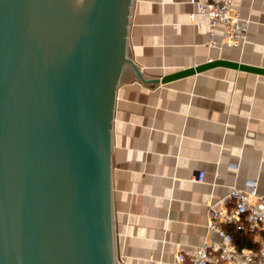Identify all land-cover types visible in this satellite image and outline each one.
Segmentation results:
<instances>
[{
  "label": "water",
  "instance_id": "95a60500",
  "mask_svg": "<svg viewBox=\"0 0 264 264\" xmlns=\"http://www.w3.org/2000/svg\"><path fill=\"white\" fill-rule=\"evenodd\" d=\"M133 0H0V264H118L112 200L116 88L161 77L129 52Z\"/></svg>",
  "mask_w": 264,
  "mask_h": 264
},
{
  "label": "crops",
  "instance_id": "0c3cea01",
  "mask_svg": "<svg viewBox=\"0 0 264 264\" xmlns=\"http://www.w3.org/2000/svg\"><path fill=\"white\" fill-rule=\"evenodd\" d=\"M236 8L249 19L246 39L219 47L208 43L205 14L196 13L201 28L191 21L188 0H133L130 56L154 77L216 58L264 67V0ZM111 180L118 264H171L216 238L206 229L211 202L248 180L264 191V74L215 65L151 86L120 81Z\"/></svg>",
  "mask_w": 264,
  "mask_h": 264
},
{
  "label": "built area",
  "instance_id": "2783aa9c",
  "mask_svg": "<svg viewBox=\"0 0 264 264\" xmlns=\"http://www.w3.org/2000/svg\"><path fill=\"white\" fill-rule=\"evenodd\" d=\"M194 6L189 12L197 28L203 21L196 13L206 16L211 46L242 44L247 35L249 19L240 15L236 0H188ZM203 172L197 179L203 180ZM228 200L231 205L220 203ZM206 229L216 238L206 237L188 251H178L171 264H264V236L255 246H239L224 224L250 232H264V191H259L255 180H248L241 187H231L226 196L211 202L207 210ZM120 263L119 260H117Z\"/></svg>",
  "mask_w": 264,
  "mask_h": 264
},
{
  "label": "trees",
  "instance_id": "16d2710c",
  "mask_svg": "<svg viewBox=\"0 0 264 264\" xmlns=\"http://www.w3.org/2000/svg\"><path fill=\"white\" fill-rule=\"evenodd\" d=\"M225 228L232 234L234 241L239 246H255L258 244V242L253 239L254 232L239 229L235 225L230 224L225 226Z\"/></svg>",
  "mask_w": 264,
  "mask_h": 264
}]
</instances>
